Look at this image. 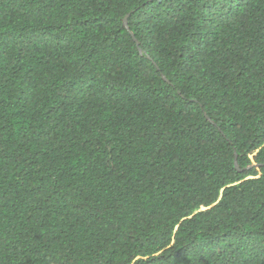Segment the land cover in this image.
<instances>
[{"label":"trees","instance_id":"obj_1","mask_svg":"<svg viewBox=\"0 0 264 264\" xmlns=\"http://www.w3.org/2000/svg\"><path fill=\"white\" fill-rule=\"evenodd\" d=\"M0 264H264V0H0Z\"/></svg>","mask_w":264,"mask_h":264}]
</instances>
